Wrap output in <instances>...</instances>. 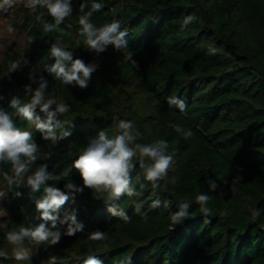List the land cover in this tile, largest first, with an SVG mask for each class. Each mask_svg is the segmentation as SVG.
I'll use <instances>...</instances> for the list:
<instances>
[{
    "label": "trees",
    "instance_id": "obj_1",
    "mask_svg": "<svg viewBox=\"0 0 264 264\" xmlns=\"http://www.w3.org/2000/svg\"><path fill=\"white\" fill-rule=\"evenodd\" d=\"M71 2L72 15L60 25L63 35L44 31V23L54 21L46 9L37 8L25 25L31 44L5 55L0 63L4 97L0 109L17 127L32 132L39 149L33 170L46 164L60 177L48 183L62 190L70 182L83 186L73 161L99 131L114 138L120 120L132 122L135 143L166 141L173 164L153 189L139 156L134 157L131 183L136 196L111 199L107 192L84 188L59 210L61 219L75 210L83 230L67 236L63 235L67 225L58 224L62 236L56 245L25 241L22 246H30L34 255L22 264H42L52 257L84 264L90 256L104 264H264V0ZM93 2L102 8L92 13V23L119 21L127 32L128 49L109 46L100 54L87 49L78 19L91 11ZM82 3L87 5L83 13ZM188 15L196 19L182 28ZM57 39L73 52V59L98 65L86 88L64 85L46 71L54 63L49 50ZM129 51L131 60L125 58ZM18 60L20 69L9 73ZM30 73L47 80L46 98L70 107L56 119L71 135L56 144L44 140L34 125L9 107L12 96L22 103L30 100L24 86L37 87L29 80ZM169 97L182 100L185 109L170 107ZM37 112L43 119L44 114ZM4 173L12 175L9 163H0L5 193L0 200L5 209L0 216V250L10 258L0 257V264H11L6 234L42 222L35 202L44 193L32 192L26 184L9 187ZM209 180L218 185L215 191ZM202 193L210 197L208 215L196 202ZM156 201L158 207L153 206ZM182 203L190 205V214L173 224L171 214ZM109 207L122 209L130 220L111 215ZM96 230L104 233L103 239L90 238Z\"/></svg>",
    "mask_w": 264,
    "mask_h": 264
},
{
    "label": "clouds",
    "instance_id": "obj_2",
    "mask_svg": "<svg viewBox=\"0 0 264 264\" xmlns=\"http://www.w3.org/2000/svg\"><path fill=\"white\" fill-rule=\"evenodd\" d=\"M25 6L33 12L37 8L46 9L47 15L53 19L54 23L45 22L44 31H58L61 35L64 34V30L60 28V25L73 12L71 0H27ZM86 7L87 5L82 3L80 11L83 13ZM101 8V3L93 2L91 11L79 16V35L84 38L87 49L96 54L105 52L109 46H112L116 51L128 49L127 32L121 30L119 21L101 26L92 23V13ZM43 15L44 13H41L38 19H41ZM195 19L196 17L193 15L186 16L182 28ZM68 27L70 28L71 24ZM8 31L11 32L13 29L9 27ZM215 51L216 49H210L212 54ZM49 52L54 59V63L46 67V71L50 75L64 85L75 84L81 88L87 87V81L97 70L98 65L96 63L86 64L80 58L73 59V52L65 50L59 39L51 44ZM125 58L132 59L131 51L127 52ZM23 62L27 64V60ZM20 64L21 61H14L10 65L9 73L18 71ZM29 80L37 84L35 89L30 84L24 86V93L30 95V100L22 103L20 97L12 96L9 107L14 109L15 113L23 120L34 125L35 130L42 134L44 140L56 144L71 135L70 131L64 129L62 122L56 119L57 116L69 112L70 107L56 99L46 98L48 82L43 76L36 79L35 74L30 73ZM3 99L4 97L0 96V100ZM167 102L170 107H177L181 111L185 109L184 102L178 98L169 97ZM37 109L44 114L43 119L38 114ZM172 127L176 131H180L179 126L173 125ZM58 128L60 129L59 134L57 133ZM132 129L131 121L120 120L118 134L114 138H109L104 130L99 131L96 136L90 137L86 147L72 165L80 172L83 186L70 182L65 183L62 190L48 183L59 180L60 177L48 171L46 164H41L33 170L32 165L38 159L39 149L33 140L32 132L17 127L10 116L0 109V163H9L12 168V175L4 173V179L9 187H19L26 184L32 192L42 189L44 193L42 198L35 202L36 212L39 214L38 218L42 222L31 227L20 226L18 231H9L6 234L7 241L16 246L13 251L16 260L30 259L29 251L21 247L25 241L49 245L59 243L62 233L58 224L67 225L63 233L67 236H73L83 230V225L78 222L75 210L66 212L62 219L59 216V210L69 199H74L76 194L82 193L84 188L96 193L107 192L111 199H118L125 194L129 197L139 195L131 183V171L134 168L132 160L137 155L140 158L141 167L145 170V179L152 183L153 189L159 187V182L166 177L168 169L173 164V157L166 154L167 142L160 140L150 145L135 143L137 133H134ZM208 184L212 191L218 187L214 180H209ZM233 190L235 189L233 188ZM4 195L5 193L0 192V196ZM20 195V192H15V196L19 197ZM209 199L210 197L203 193L196 196L200 211L205 215L210 214V209L207 207ZM153 206L158 207L159 201L154 202ZM189 208L188 203L180 204L178 210L171 214L172 223L178 224L187 218L190 214ZM108 211L111 215L122 218L125 222L130 220L122 209L109 207ZM253 215L258 216L259 211H255ZM103 237L104 233L99 230L90 233V238L93 240H100ZM0 257L10 258L8 253L3 250H0ZM51 259L54 261L55 257ZM84 264H104V262L90 256L84 261Z\"/></svg>",
    "mask_w": 264,
    "mask_h": 264
},
{
    "label": "rangeland",
    "instance_id": "obj_3",
    "mask_svg": "<svg viewBox=\"0 0 264 264\" xmlns=\"http://www.w3.org/2000/svg\"><path fill=\"white\" fill-rule=\"evenodd\" d=\"M27 0H0V63L3 57L7 54L14 52H21L31 44L30 37L26 32L25 25L29 16L33 13L26 7ZM11 27L13 31L9 32L8 28ZM2 74L0 73V89H1ZM39 111V109H37ZM4 191L3 182L0 177V192ZM2 196H0V200ZM5 213V209L0 207V216ZM1 227V224H0ZM9 250L12 254L11 264H22L24 260H16L13 256V251L16 246L10 244L8 241ZM104 243H107L105 238ZM29 251L30 259L34 255V249L30 246H21ZM28 259V260H30ZM69 261L60 260L55 257L43 261L42 264H69Z\"/></svg>",
    "mask_w": 264,
    "mask_h": 264
}]
</instances>
